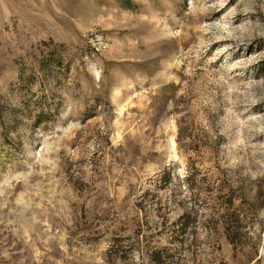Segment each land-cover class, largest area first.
<instances>
[{
  "label": "rangeland",
  "instance_id": "374dc122",
  "mask_svg": "<svg viewBox=\"0 0 264 264\" xmlns=\"http://www.w3.org/2000/svg\"><path fill=\"white\" fill-rule=\"evenodd\" d=\"M155 259L264 264V0H0V264Z\"/></svg>",
  "mask_w": 264,
  "mask_h": 264
},
{
  "label": "trees",
  "instance_id": "16d2710c",
  "mask_svg": "<svg viewBox=\"0 0 264 264\" xmlns=\"http://www.w3.org/2000/svg\"><path fill=\"white\" fill-rule=\"evenodd\" d=\"M186 224H183V225H181V228H182V230H186ZM227 230V229H226ZM231 240V242H232V239H230ZM157 258H159V257H157ZM155 263L157 264V261H156V259H155Z\"/></svg>",
  "mask_w": 264,
  "mask_h": 264
}]
</instances>
